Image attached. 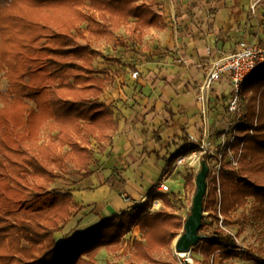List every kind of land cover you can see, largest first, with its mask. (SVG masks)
<instances>
[{"label": "trees", "instance_id": "1", "mask_svg": "<svg viewBox=\"0 0 264 264\" xmlns=\"http://www.w3.org/2000/svg\"><path fill=\"white\" fill-rule=\"evenodd\" d=\"M154 3L0 0V74L7 80L5 91H0V264H96L101 249L119 252L134 227L141 239L132 242L130 252H122L129 256L119 264H166L154 255L170 249L186 220L166 211L149 213L154 199L169 206L166 196L149 195L131 213L104 219L57 244L54 234L71 217L72 196L48 190L68 165L88 175L89 142L96 141L101 151L100 144L114 127L113 114L99 100L106 73L93 67L96 59H109L93 48L92 41L114 39L127 47L116 37L121 27L131 23L140 39L145 30L161 27V17L151 11ZM249 94L245 120L236 128L241 135L234 147L244 143L239 168L224 162L218 182L213 179L212 187H207L204 209L216 223L231 224L229 213L243 208L248 198L264 202V182L259 179L264 174L263 110L257 112L254 134L248 133L254 128L258 95H264V66L248 78L243 95ZM47 123L51 134L45 141L40 133ZM194 149L185 141L166 167L171 169L175 159ZM193 179L187 177V182ZM204 227L202 220L200 230ZM194 249L201 259L193 264H211L217 253L220 264L239 255L264 264L248 250L238 253L234 237L221 230L207 235Z\"/></svg>", "mask_w": 264, "mask_h": 264}, {"label": "crops", "instance_id": "2", "mask_svg": "<svg viewBox=\"0 0 264 264\" xmlns=\"http://www.w3.org/2000/svg\"><path fill=\"white\" fill-rule=\"evenodd\" d=\"M204 3L200 2L203 7L198 2L187 6L185 0L154 3L151 11L161 17L162 24L145 31L162 49L150 60L134 55L132 73H138L136 79L132 73L123 72L127 70L125 59L115 57L119 61L109 58L112 62H105V89L99 100L113 114L114 127L100 144L101 151L99 144L91 140L97 150L91 151L88 146L92 154L88 175L75 169L77 176L70 177L62 192L72 196L73 209L65 225L54 234L57 244L80 236L104 219L131 213L144 205L149 195L160 194L154 185L168 161L185 141L196 146L200 140L202 118L197 88L210 61L237 49L241 41L264 42V34L253 35L251 27L245 29L244 24L237 35L228 32L222 9L210 10ZM227 12V22L229 18L244 22L243 13L233 6ZM230 95L229 81L224 76L213 82L207 94L213 137L219 136L225 126L221 108ZM157 200L164 207L163 200ZM138 233L139 228L134 227L115 254L101 249L96 264L101 254L127 259L129 255L122 252L131 251L132 238Z\"/></svg>", "mask_w": 264, "mask_h": 264}, {"label": "rangeland", "instance_id": "3", "mask_svg": "<svg viewBox=\"0 0 264 264\" xmlns=\"http://www.w3.org/2000/svg\"><path fill=\"white\" fill-rule=\"evenodd\" d=\"M159 2H164L167 0H155ZM186 5L190 6L192 3L198 2L200 6L203 7L200 2L204 3L212 10L213 7L215 9H222L223 11V19H224V28L229 32L231 30L232 33H237L240 29L241 25L244 24L245 29L247 27H251V32L253 35L257 34H264V0H185ZM204 1V2H203ZM161 5V4H160ZM233 6L236 10L241 11L243 15L242 23H238L235 20H230L227 22V10ZM254 6V11L251 7ZM205 9V7H204ZM207 9V8H206ZM227 9V10H226ZM244 9V11H242ZM83 28L85 25L82 26ZM237 35V34H235ZM145 39L138 37L137 32L133 31V26L131 23L128 25L120 28L116 32V37L123 41L127 47L119 46L115 40L111 39H101V40H93L92 46L94 49L100 51L105 55L106 58H110L111 60L119 61L115 57L123 58L127 62L125 68L127 67L126 71L123 72H130L132 73L135 67L133 66V59L134 55H139L143 59L150 60L153 53L160 51L162 48L160 45L155 43V37L150 36L148 31H145ZM242 40V38H240ZM115 41V42H114ZM240 41V40H239ZM85 43V41H81ZM264 43V42H261ZM260 43V44H261ZM129 59V61H127ZM106 61L103 59H96L93 62V67L99 71H107L104 69V64ZM108 62H112L108 60ZM122 71V70H121ZM118 72V71H117ZM7 86V80L3 74H0V91H5ZM251 94L243 95L242 97V105L241 111L243 113V121L245 120V115L247 113V108L250 102ZM259 100H256L255 106V117L253 119V130H250L248 133L249 135L254 134V129L258 125L257 122V115L258 111L263 110L264 112V95H258ZM1 107V106H0ZM264 114V113H263ZM49 124H45L41 130L40 138L42 140L48 141L49 134ZM241 134L237 132V136ZM215 141H218L219 136H214ZM41 140V141H42ZM91 144V146H90ZM91 141L89 142L88 146L90 147L91 151L97 150L95 144ZM243 145L241 143L238 148L242 151L243 154ZM93 149V150H92ZM67 150V148H64ZM93 153V152H92ZM201 163V162H200ZM201 165V164H200ZM239 166L236 168L238 170ZM200 166L197 167V164L191 168L187 165L178 168L174 173H172L169 177V185L170 191L167 194H163L169 200V206L163 204L159 210L149 211V213H153L156 211H166L170 214L176 215L181 217L182 219H186L190 213L192 199L195 192V177L196 174L199 172ZM214 168L212 167V173L207 179V187L211 188L213 185V175H214ZM76 170L71 165H68L66 169V173L62 174V176L56 179L53 184H51L48 190H55L57 192L66 191V187L69 185L68 183L71 181L70 177H76ZM194 177L193 181L190 183L187 182V177ZM261 182H264V174L263 176L260 175L259 177ZM253 180V179H251ZM259 182V181H258ZM174 183V184H173ZM172 184V185H171ZM194 185V187L192 186ZM207 188V190H208ZM162 195V194H161ZM207 195V192H206ZM206 196L204 198V201ZM204 201H203V214L204 219L203 223L205 227L199 231V234L202 236H206L212 234L216 230H221L226 234L232 235L234 237L236 244L240 247L238 253L243 250H248L252 252L254 255L259 257V259L264 263V202L257 204L254 202L253 198H248L246 200V205L243 208H237L231 211L228 215V220L231 221V224L222 223L220 220L218 223L213 221L211 216L209 215L210 211L204 209ZM222 219V218H221ZM183 231L181 230L180 234ZM179 234V235H180ZM178 235V236H179ZM177 236V237H178ZM176 237V238H177ZM172 242L170 249H164L161 253L155 254L154 257L156 260L160 261L161 263L166 264H187L189 260L191 263L195 260H200L201 257L197 253V249H192L188 254L179 255L175 253L174 250V243L175 240ZM141 233L139 230L138 235L132 240H140ZM130 240V239H129ZM126 258L123 257H116L110 254H101L98 258V264H105L107 263H122L126 261ZM211 264L212 261L214 264H220V257L219 254H215L210 259ZM221 264H260L258 261L252 260L251 258H246L242 256L232 257L230 260L222 262Z\"/></svg>", "mask_w": 264, "mask_h": 264}, {"label": "built area", "instance_id": "4", "mask_svg": "<svg viewBox=\"0 0 264 264\" xmlns=\"http://www.w3.org/2000/svg\"><path fill=\"white\" fill-rule=\"evenodd\" d=\"M251 9L253 10L254 6ZM262 66H264V45L248 41L239 42L237 49L210 61L197 88V99L201 105L200 113L202 118L200 140L194 150L175 159L171 169L166 167L162 170L158 181L154 185L157 193L167 194L170 191V175L185 165L193 168L197 164V167H199L202 158H205L209 168L208 177L212 173L213 167L215 170L213 179L217 182L220 167L224 162L228 163L232 169H236L239 166L242 151L240 148H235L234 143L237 137L236 128L243 122L244 118L241 111L243 91L248 78ZM222 76L227 77L229 81L231 95L221 108L225 126L221 130L218 141H215L209 127L207 94L213 82ZM131 77L136 79L138 73H132ZM224 154H226L225 158H223ZM161 207L162 205L159 201L154 199L149 211L159 210ZM187 264H192L191 260Z\"/></svg>", "mask_w": 264, "mask_h": 264}, {"label": "water", "instance_id": "5", "mask_svg": "<svg viewBox=\"0 0 264 264\" xmlns=\"http://www.w3.org/2000/svg\"><path fill=\"white\" fill-rule=\"evenodd\" d=\"M209 168L201 162L200 170L195 177V193L190 213L184 222L183 232L176 238L174 250L176 254H188L206 236L199 234L203 220V201L207 192V176Z\"/></svg>", "mask_w": 264, "mask_h": 264}]
</instances>
